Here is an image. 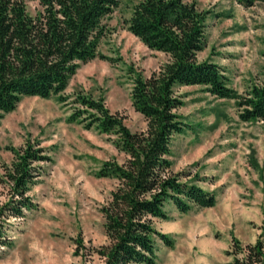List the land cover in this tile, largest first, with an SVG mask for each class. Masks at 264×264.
I'll list each match as a JSON object with an SVG mask.
<instances>
[{
    "label": "rangeland",
    "instance_id": "obj_1",
    "mask_svg": "<svg viewBox=\"0 0 264 264\" xmlns=\"http://www.w3.org/2000/svg\"><path fill=\"white\" fill-rule=\"evenodd\" d=\"M142 0H119L103 21L105 36L98 56L81 64L62 94L41 99L25 97L16 109L0 114V211L18 199L7 175L14 151L37 145L47 160L33 165L38 177L27 196L33 209L23 218L1 217L5 229L0 264H103L99 251L110 244L101 209L118 181L97 174L103 163L123 164L116 136L86 130L68 122L82 108L79 95L103 99L132 133H144L147 122L131 105L133 81L148 78L169 62L150 51L127 31L126 22ZM205 14V46L198 62L218 65L230 88L245 95L264 85V3L243 7L235 0H185ZM35 15L37 0H25ZM184 103L176 113L184 125L171 139V172L181 181L212 194V208L193 207L181 214L171 204L168 220H153L168 235L171 247L156 239L155 264H228L234 241L242 246L264 242V121L243 122L234 100L219 99L205 86L176 87ZM183 176L187 177L184 178Z\"/></svg>",
    "mask_w": 264,
    "mask_h": 264
},
{
    "label": "trees",
    "instance_id": "obj_2",
    "mask_svg": "<svg viewBox=\"0 0 264 264\" xmlns=\"http://www.w3.org/2000/svg\"><path fill=\"white\" fill-rule=\"evenodd\" d=\"M40 10L28 13L25 0H0V114L16 109L25 97L64 103L63 93L81 64L98 56L105 36L103 21L118 7L119 0H37ZM251 7L264 0H235ZM127 31L150 51L169 56L148 78L137 75L131 91V105L147 122L144 133H132L123 118L112 114L103 99L79 95L82 110L68 122L84 124L89 130L116 136L115 147L127 155L126 161L103 163L101 178L118 181L110 200L101 209L110 244L99 251L103 264H155L156 239L172 246L168 235L154 227L153 220L167 221L166 205L181 214L193 207L212 208L215 197L194 184L181 181L171 172V139L184 125L176 111L183 106L176 87L205 86L219 99L234 100L243 122L264 121V85H254L240 95L228 85L221 68L198 62L205 46V14L185 0H142L126 22ZM47 160L37 145L14 151L8 179L18 199L1 208V217L23 218L34 207L27 196L38 173L33 165ZM184 178H187L183 176ZM0 217V218H1ZM0 220V245L6 246ZM228 264H264V242L242 246L234 241Z\"/></svg>",
    "mask_w": 264,
    "mask_h": 264
}]
</instances>
